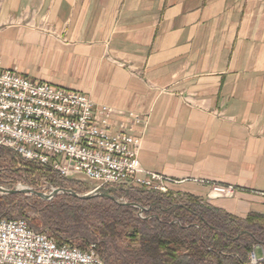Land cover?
<instances>
[{"label": "crops", "instance_id": "1", "mask_svg": "<svg viewBox=\"0 0 264 264\" xmlns=\"http://www.w3.org/2000/svg\"><path fill=\"white\" fill-rule=\"evenodd\" d=\"M0 70L88 96L170 194L264 215V0H0Z\"/></svg>", "mask_w": 264, "mask_h": 264}, {"label": "built area", "instance_id": "2", "mask_svg": "<svg viewBox=\"0 0 264 264\" xmlns=\"http://www.w3.org/2000/svg\"><path fill=\"white\" fill-rule=\"evenodd\" d=\"M91 99L48 83L31 81L14 71L0 70V147L24 162L48 168L64 180L85 181L94 195L110 189H142L170 194L175 182L145 170L140 140L113 134L100 121ZM108 107L101 112L108 116ZM212 196L233 197L236 189L211 184ZM58 188H53L52 192ZM51 192V193H52ZM174 197H177L173 195ZM144 218L145 208L137 206ZM261 250L262 258L257 251ZM264 249L248 254L247 264H263ZM0 264H104L97 246L86 250L58 244L46 232H36L26 219L0 220Z\"/></svg>", "mask_w": 264, "mask_h": 264}, {"label": "trees", "instance_id": "3", "mask_svg": "<svg viewBox=\"0 0 264 264\" xmlns=\"http://www.w3.org/2000/svg\"><path fill=\"white\" fill-rule=\"evenodd\" d=\"M7 153L0 147V158ZM27 165L35 167L28 171L33 184L45 179L58 189L73 191L79 184L48 168ZM13 177L24 178L20 170L0 163V182ZM117 191L128 199L129 206L104 197L84 200L63 194L47 202L36 196L0 195V220L25 219L31 210L38 219L26 220L36 232H43L41 227L49 230L60 245L74 246L73 240H77L81 250L98 242L104 264H247L252 248L257 243L264 245V215L238 219L190 197L136 188L109 187L104 193ZM137 206L146 209L144 218L139 217Z\"/></svg>", "mask_w": 264, "mask_h": 264}, {"label": "rangeland", "instance_id": "4", "mask_svg": "<svg viewBox=\"0 0 264 264\" xmlns=\"http://www.w3.org/2000/svg\"><path fill=\"white\" fill-rule=\"evenodd\" d=\"M7 150H8V153L3 158H0V163H3V165H9L10 167H12V169L20 170L21 173L23 174L24 178L23 179H17V178L13 177L12 179H9V180H1L0 187L4 188L6 190H14V189H22V188L26 189V188H28V189H32V190H35V191L42 192V193H45L47 195H50L52 190H53V188H56V187L52 186V184L49 181H46L45 179H39V182H37L36 184H33V180H32L33 177H30V172H28V171L34 170L35 167L28 166L27 162H24L14 152L12 153L11 150H9V149H7ZM14 156H15V158H14ZM34 175L37 178L40 177L38 175V172H35ZM78 183L81 186L79 184L77 186L75 185L74 188H73L75 191L72 190L73 192L77 193L78 195H80V196L91 195V196H93L92 198H95V199L97 197H103L101 195H94V194L90 193L93 190V188H94V186L91 183L85 182V181H78ZM211 194H212V190H211ZM0 195L1 196H6L3 193H0ZM60 195H63V194H60ZM60 195H57L56 197H58ZM107 195L109 197L111 196L114 199L113 200L111 198L110 199L107 198L109 200H113V201H116L117 203H120V204H123V205H127V206L130 205L129 201H127L128 199L125 198L124 196H122L118 191L115 194H112V195L107 194ZM104 198H106V197H104ZM47 202H50V201H47ZM23 218L32 220V219H38V216H36V214H34L33 211L29 210L26 213V215H24ZM175 223H177V222H175ZM40 230H42L43 232H46L47 234H49L51 236V233L49 232V230L44 229L42 227H41ZM238 238H239V236L235 237V239H238ZM127 242L123 243V246H127ZM78 243H79V241L73 240V245L74 246L78 247ZM91 244H95L97 246V250H99L98 249L99 248L98 242H92ZM88 247H86L85 249H87ZM257 248L264 249V245H262L260 243H257L252 248L251 251H253V250L257 249ZM98 254H99V252H98ZM257 254H258V257L261 259L262 256H263L262 251L258 249Z\"/></svg>", "mask_w": 264, "mask_h": 264}, {"label": "water", "instance_id": "5", "mask_svg": "<svg viewBox=\"0 0 264 264\" xmlns=\"http://www.w3.org/2000/svg\"><path fill=\"white\" fill-rule=\"evenodd\" d=\"M0 193H3L5 195L22 194V195H25V196H36V197L40 198L43 201H51L57 195H60V194H68V195H72V196H74L76 198H80V199H84V200H88V199H91L93 197L91 195L80 196L77 193L73 192L72 190H66V189H57L54 192H52L50 195H47L45 193L38 192V191H35V190H32V189H28V188H26L25 190L24 189L6 190V189L0 187ZM101 196L109 198V199L110 198L113 199L111 196L109 197L107 194H101Z\"/></svg>", "mask_w": 264, "mask_h": 264}, {"label": "bare ground", "instance_id": "6", "mask_svg": "<svg viewBox=\"0 0 264 264\" xmlns=\"http://www.w3.org/2000/svg\"><path fill=\"white\" fill-rule=\"evenodd\" d=\"M22 189H24V188H22ZM25 190V189H24Z\"/></svg>", "mask_w": 264, "mask_h": 264}]
</instances>
